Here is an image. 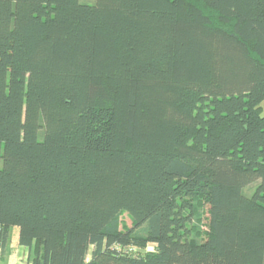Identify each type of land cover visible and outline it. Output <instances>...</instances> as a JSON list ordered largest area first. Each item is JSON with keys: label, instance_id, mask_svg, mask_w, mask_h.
<instances>
[{"label": "trees", "instance_id": "trees-1", "mask_svg": "<svg viewBox=\"0 0 264 264\" xmlns=\"http://www.w3.org/2000/svg\"><path fill=\"white\" fill-rule=\"evenodd\" d=\"M263 103L264 0H0V256L264 264Z\"/></svg>", "mask_w": 264, "mask_h": 264}, {"label": "crops", "instance_id": "crops-1", "mask_svg": "<svg viewBox=\"0 0 264 264\" xmlns=\"http://www.w3.org/2000/svg\"><path fill=\"white\" fill-rule=\"evenodd\" d=\"M18 236V229H12L0 264H31L35 251L28 246L19 245Z\"/></svg>", "mask_w": 264, "mask_h": 264}, {"label": "rangeland", "instance_id": "rangeland-1", "mask_svg": "<svg viewBox=\"0 0 264 264\" xmlns=\"http://www.w3.org/2000/svg\"><path fill=\"white\" fill-rule=\"evenodd\" d=\"M88 1H91V0H88ZM262 106H263V113H262V114L264 115V103L262 104ZM246 191H247L249 194H252L253 189H252L251 187H249V188L246 189ZM122 218H123L124 222H125L128 226H131V225H132V221H131L130 217H129L127 214L123 215ZM205 223H206V222L204 221V222H201V224L197 225L196 222H195L194 225L197 226V230H198V231H201L202 229H203V230L206 229V224H205ZM15 229L17 230L18 228H17V227H13V230H15ZM193 237H194V238L197 237V234H193ZM197 239L200 240L201 238H197ZM154 250H155V246L152 245V244L148 245L146 248L138 249V251H137L136 249H134V251H135L136 253H139V254H144V253L152 252V251H154ZM91 251H92V248H91L90 252H91ZM89 258H90V255H89Z\"/></svg>", "mask_w": 264, "mask_h": 264}, {"label": "built area", "instance_id": "built-area-1", "mask_svg": "<svg viewBox=\"0 0 264 264\" xmlns=\"http://www.w3.org/2000/svg\"><path fill=\"white\" fill-rule=\"evenodd\" d=\"M1 257V256H0Z\"/></svg>", "mask_w": 264, "mask_h": 264}]
</instances>
